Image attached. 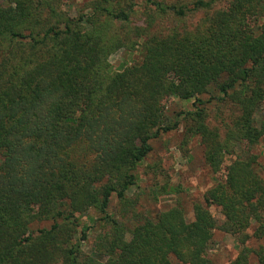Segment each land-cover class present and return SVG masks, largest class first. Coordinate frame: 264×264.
Instances as JSON below:
<instances>
[{"label":"trees","instance_id":"1","mask_svg":"<svg viewBox=\"0 0 264 264\" xmlns=\"http://www.w3.org/2000/svg\"><path fill=\"white\" fill-rule=\"evenodd\" d=\"M68 1L0 0V264H214L217 229L240 244L229 264H253V255L264 264V245H247L264 240V177L252 151L264 136V0H148L176 19L204 12L193 28L160 33L130 23L136 0H89L77 15ZM137 47L140 60L113 68V53ZM175 100L193 109L173 121ZM182 122L187 138L201 137L217 181L192 221L181 204L141 216L128 195L137 169L152 140ZM113 194L121 217L110 212ZM129 216L140 223L129 227ZM82 217L99 226L92 252Z\"/></svg>","mask_w":264,"mask_h":264},{"label":"rangeland","instance_id":"2","mask_svg":"<svg viewBox=\"0 0 264 264\" xmlns=\"http://www.w3.org/2000/svg\"><path fill=\"white\" fill-rule=\"evenodd\" d=\"M89 0H69L65 7L71 15H77L85 2ZM165 4H190L193 0H159ZM137 6L132 14L130 23L140 26L153 25L151 29L166 30L170 27L181 25L187 28L196 26L204 12L195 15H189L186 18L176 19L172 16L161 15L156 12L148 0H136ZM220 5V4H219ZM222 6V5H220ZM140 48L127 50L121 48L110 56V61L115 70H122L125 66L133 64L141 59ZM211 115L212 125H220L221 111L214 102L208 105ZM193 109L192 101H173L168 110L170 119L176 118V112L180 110ZM226 116L232 112L227 108H222ZM258 123L264 120V103L257 112ZM185 122H182L176 129L164 132L159 137L152 140L153 150L140 164L137 169L139 175L138 182L133 186L128 195L137 198V212L141 216L155 218L158 213L172 206L181 204L186 210L188 221L194 219V203L202 201L206 191L216 183V174L212 172L205 161L206 147L200 136L187 138L185 134ZM253 152L259 155V172L264 177V136L261 142L254 146ZM240 154H245L244 150H239ZM233 156H227L225 165L233 161ZM119 200L116 194H113L110 212L121 217L119 214ZM211 212L219 223L224 221V215L216 205L210 207ZM92 216H96L95 211H91ZM84 224L92 227V221L89 218L82 217ZM129 227L133 228L140 223L141 219L129 216L127 219L122 217ZM52 220L34 222L33 229L38 230L44 227H50ZM255 224L253 223L248 232L253 233ZM99 226L92 227L89 230V239L84 241L83 247L86 251L92 252L95 238L98 234ZM252 248H258L264 245V240H257L254 237L247 242ZM240 244L237 238L220 229L215 230L213 243L209 249L208 255L214 264H229L238 255ZM252 263L256 264V258L252 257Z\"/></svg>","mask_w":264,"mask_h":264}]
</instances>
